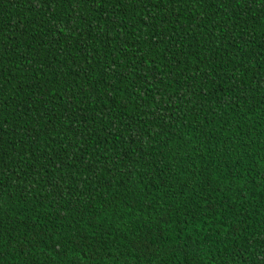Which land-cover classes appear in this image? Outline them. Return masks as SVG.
Here are the masks:
<instances>
[{"label": "trees", "instance_id": "1", "mask_svg": "<svg viewBox=\"0 0 264 264\" xmlns=\"http://www.w3.org/2000/svg\"><path fill=\"white\" fill-rule=\"evenodd\" d=\"M0 264H264V0H0Z\"/></svg>", "mask_w": 264, "mask_h": 264}]
</instances>
